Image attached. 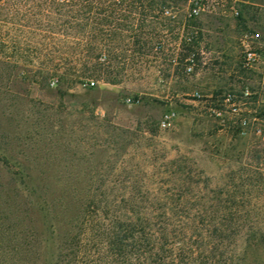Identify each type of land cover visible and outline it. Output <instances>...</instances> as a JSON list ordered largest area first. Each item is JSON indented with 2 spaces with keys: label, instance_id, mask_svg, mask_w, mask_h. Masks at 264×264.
Masks as SVG:
<instances>
[{
  "label": "rangeland",
  "instance_id": "374dc122",
  "mask_svg": "<svg viewBox=\"0 0 264 264\" xmlns=\"http://www.w3.org/2000/svg\"><path fill=\"white\" fill-rule=\"evenodd\" d=\"M217 1L188 18L178 0L168 28L150 43L161 49H150L118 83L91 77L88 86L32 76L41 62L74 52L70 29L59 26L67 16L55 14L52 0H0V232L5 217L25 212L23 185L36 188V197L47 188L48 197L105 192L119 201L140 191L144 203L151 187L164 194L185 187L184 198L204 201L230 193L264 229V136L243 131L233 116L219 120L206 100L249 86L259 93L251 106L264 109V74L241 66L247 30L261 32L255 46L264 61V26L246 24L247 17L264 24V0ZM185 34L195 43L192 73L179 63ZM195 90L204 97L193 98ZM168 110L175 112L170 126L162 122Z\"/></svg>",
  "mask_w": 264,
  "mask_h": 264
},
{
  "label": "trees",
  "instance_id": "16d2710c",
  "mask_svg": "<svg viewBox=\"0 0 264 264\" xmlns=\"http://www.w3.org/2000/svg\"><path fill=\"white\" fill-rule=\"evenodd\" d=\"M177 1L52 0L55 14L67 16L59 26L70 29L74 52L41 62L32 76H56L62 84L91 86V77L118 83L150 49L162 48L161 42L150 43L157 30L168 28L172 16L164 10ZM192 39L185 34L180 41L183 70ZM23 190L25 212L5 217L8 226L0 232L2 264H264V229L230 193L204 201L184 198L185 187L170 194L151 187L144 203L140 191L116 201L105 192L103 198L79 199L74 192L48 197L51 192L40 188L36 197V188Z\"/></svg>",
  "mask_w": 264,
  "mask_h": 264
},
{
  "label": "built area",
  "instance_id": "2783aa9c",
  "mask_svg": "<svg viewBox=\"0 0 264 264\" xmlns=\"http://www.w3.org/2000/svg\"><path fill=\"white\" fill-rule=\"evenodd\" d=\"M187 4L186 15L188 18L196 17L203 12L208 11L210 6L218 5L217 0H184ZM165 15L172 16V10L167 8L164 10ZM234 15H238V10H233ZM261 34L256 30H247L242 34L241 44L243 46V54L241 58V66L243 69L250 70L255 68L261 61V54L255 44L259 43ZM196 65V55L194 52H189L184 58V70L186 73H192ZM91 81L89 85H94ZM264 89V81L262 82ZM256 95L259 93L253 91L249 86H244L239 90H228L218 94L216 98L212 96L208 105L209 112L216 118L224 121L226 116L236 118L238 126L243 130H251L259 136H264V109L258 110L251 106L255 101ZM195 99H202L204 96L195 90L192 93ZM128 100H130L128 98ZM175 112L168 110L163 114L162 122L166 126H170L174 120Z\"/></svg>",
  "mask_w": 264,
  "mask_h": 264
},
{
  "label": "crops",
  "instance_id": "0c3cea01",
  "mask_svg": "<svg viewBox=\"0 0 264 264\" xmlns=\"http://www.w3.org/2000/svg\"><path fill=\"white\" fill-rule=\"evenodd\" d=\"M242 1L247 2V3H251L248 0H242ZM252 4L259 5L256 2H252ZM246 24H248L247 25L248 27L255 26V25H258L259 27H263L264 26V24H261L259 22L258 23L257 22H253V20L250 19L249 17H247ZM256 31H259V30L256 29ZM262 63L264 64V61H260V63L256 66V68L259 69L260 71H262V73L264 74V65H262Z\"/></svg>",
  "mask_w": 264,
  "mask_h": 264
}]
</instances>
